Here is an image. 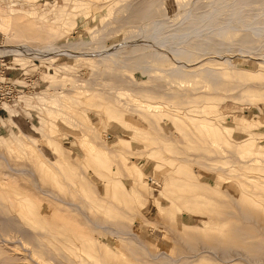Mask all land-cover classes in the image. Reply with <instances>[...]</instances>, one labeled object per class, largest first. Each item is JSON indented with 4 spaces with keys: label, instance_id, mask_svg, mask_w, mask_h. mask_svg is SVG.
<instances>
[{
    "label": "rangeland",
    "instance_id": "obj_1",
    "mask_svg": "<svg viewBox=\"0 0 264 264\" xmlns=\"http://www.w3.org/2000/svg\"><path fill=\"white\" fill-rule=\"evenodd\" d=\"M197 1L207 8L217 0H0V12L12 15L14 21L12 28L5 31L4 15L0 13L1 45L27 43L39 49L59 46L77 54L94 51L102 45L100 41L118 43L134 34L136 28L142 31V38L151 24L153 27L163 19L171 20L176 26L177 19L179 22ZM222 31L220 34L224 37L232 35L229 30ZM144 46L132 47V55L115 62L52 51L40 57L5 52L12 55L8 64L19 67L15 74L20 77L17 82L28 73L38 74L35 84L38 92L31 97L24 96L28 103L26 115H17L3 124L0 122V183L8 187L0 188V264H70L69 261L104 264L91 243L65 240L64 246L60 243V255H55V244L43 236L50 230L51 225L45 223L54 209L61 208L60 214L64 210L68 220L78 217L77 220L84 221L75 207L59 201L72 196L82 201L94 220L111 223V228L105 230L90 221L82 225L90 226L109 243L110 259L119 264H146L150 256L155 260L148 259V264H177L172 258L178 255L184 256L182 262L192 260L194 257L190 256L188 243L181 238L180 230L190 227L194 245L200 250V239L207 240L217 229L212 218L218 213V205L197 193L200 186L226 200L224 207L236 213V224L252 227L258 234L257 239L264 243V210L259 209L263 217L257 227L255 221L244 218L246 213L230 203L231 197L222 191L221 173L214 168L226 170L238 181L233 193L239 205L244 207L245 193H250L248 199L263 205L264 44L256 45L252 53L235 48L225 53L222 62L215 58L198 62L207 56H201L195 48L176 46L167 52L162 45ZM140 64L144 65L143 69L138 68ZM140 100L158 103L154 107L157 110H146ZM103 105L110 115L98 111ZM169 106L184 109L191 116L188 114L178 120L175 110ZM208 123L217 127L203 125ZM149 148L153 150L150 158L146 152ZM169 150L178 156L192 152L191 158L204 165L176 163L175 159L172 163L166 158ZM102 152L114 160L112 176L116 184L110 191L98 174L104 161ZM123 153H133L129 156L146 172V181L127 168L121 157ZM168 167L174 171H168ZM15 168L24 170L15 172ZM155 176H160L158 184L153 182ZM99 191L109 195L107 202L100 201ZM9 192L15 194L16 200L20 198L22 206L25 203L29 214L13 208L10 202L14 198ZM48 209L51 212H46ZM84 226L82 228L89 232V227ZM118 227H122V231ZM202 233L201 238L198 235ZM119 234L120 239H117L115 235ZM72 247L78 252L72 254ZM126 249L130 254L133 251L132 256ZM136 257L143 258L137 262ZM195 259L206 264H221L217 256L207 252ZM235 264L246 262L239 259Z\"/></svg>",
    "mask_w": 264,
    "mask_h": 264
},
{
    "label": "bare ground",
    "instance_id": "obj_2",
    "mask_svg": "<svg viewBox=\"0 0 264 264\" xmlns=\"http://www.w3.org/2000/svg\"><path fill=\"white\" fill-rule=\"evenodd\" d=\"M192 4V3H191ZM101 5V4H100ZM209 5V4H208ZM207 9V10H206ZM111 10V9H110ZM135 10V9H134ZM1 14L4 15V19H5V25H4V30L8 31L10 28H12L14 21H13V16L10 14H5L0 12ZM10 13V12H9ZM185 13V12H184ZM163 18V17H162ZM16 19V18H15ZM160 19V18H159ZM161 20V19H160ZM148 21V20H147ZM157 21V20H156ZM155 21V22H156ZM171 20H161V21H157L158 23H153V27L151 24L150 30L148 29L149 32H147V35H145L144 37L141 38V32L138 31V28L135 29V33L132 35H129L127 37H125V39H121L118 43L112 44L107 42L106 44H103L102 42L101 46L99 48H97L94 51H89V52H81V53H73L72 51L70 52V50L67 49H60L59 46L58 48H54V49H39L36 48L33 45H29L27 43L25 44H19V45H14V44H7V45H1L0 48H2V51L5 53H15V54H27V55H32L35 57H40L46 54H50L49 51L53 52H62L65 53L67 55L70 56H76V55H81L82 57H92L94 58V60L99 61L100 59H103L104 61H110V62H115L117 61L118 58H123V59H127V57H129L131 54V48H137L138 46H142V45H162L163 47H165L164 49L167 50H171L173 48H175L176 46H182V47H187L188 48H195L196 52L198 54H200L201 56H207L205 58H201L200 60H197L198 62H203V61H211V59H217V60H224V58H226L225 53L227 52H233V49L235 48H240L242 50H245L246 52H251L253 50V48L256 45L259 44H264V0H217L215 1L213 4L209 5L207 8L204 6H202V4H198L196 2H193V5H191V7L187 10L186 14L183 16V18L178 22L177 19V23L176 26L173 22H170ZM20 23V22H19ZM120 23V22H119ZM118 23V24H119ZM121 24V23H120ZM144 23H142L143 25ZM135 25V24H133ZM141 25V24H140ZM147 25V24H146ZM114 26V25H112ZM175 26V27H173ZM111 27V26H110ZM138 27V26H137ZM148 26H146L147 28ZM107 28V27H106ZM118 28H123V26H119ZM172 28H174L172 31L173 33H171L172 31H170ZM132 29V28H131ZM143 29V28H142ZM124 30V29H123ZM222 30H229L231 31V36L229 37H224L223 35L220 34V32ZM101 31V30H100ZM113 31V32H117ZM138 31V32H137ZM170 31V32H169ZM223 33V31H222ZM107 34V33H106ZM104 32V35H106ZM143 36V35H142ZM247 38V40L243 41V38ZM105 39V38H104ZM106 41V40H105ZM104 41V42H105ZM99 43V42H97ZM195 45H198L197 47ZM144 46V47H145ZM159 46V47H162ZM61 47V46H60ZM147 47V46H146ZM62 48V47H61ZM64 48V47H63ZM70 48V47H69ZM74 49V48H73ZM140 50V47H139ZM188 51V50H187ZM192 51V50H191ZM258 51V50H257ZM168 52V51H167ZM236 52V51H235ZM253 52V51H252ZM251 52V53H252ZM140 53V52H139ZM196 54V53H195ZM210 54H213L212 57L208 56ZM170 55V53H169ZM26 56V55H25ZM172 57V56H171ZM210 59V60H209ZM229 61V60H227ZM197 62V64H198ZM142 63V62H141ZM183 63V62H182ZM196 63V62H195ZM194 63V64H195ZM215 63V62H214ZM219 63V62H218ZM184 64L186 66H190L189 63L184 62ZM192 64V63H191ZM192 64V65H194ZM135 65V63H134ZM196 65V64H195ZM218 65V64H217ZM220 65V64H219ZM115 68V67H114ZM138 68L143 69L144 65L140 64L138 66ZM134 70V69H133ZM145 73V72H144ZM143 74V73H142ZM145 75V74H144ZM115 78V77H114ZM109 79V78H108ZM103 80V79H102ZM117 80V79H116ZM114 81V80H113ZM122 81V80H121ZM131 86V85H130ZM162 86V85H161ZM122 89V88H121ZM62 94V93H61ZM67 94V93H66ZM132 97V96H131ZM134 101H138V98H133ZM114 100V99H113ZM118 100V99H117ZM139 102L145 103L144 105L141 103L142 106H144V108L148 111H153V110H157L156 108H154L155 106L159 105L158 103H154L150 102L148 100H140ZM138 102H136L137 104ZM140 104V103H138ZM101 105V104H100ZM168 105V103H167ZM166 105V106H167ZM80 106V105H79ZM109 106V105H108ZM163 106V105H161ZM165 106V105H164ZM111 107V106H110ZM135 107V106H134ZM170 107V106H169ZM67 108V107H66ZM160 108V107H159ZM158 108V109H159ZM163 108V107H162ZM166 108V107H165ZM171 109L175 110V116L176 118L179 120L182 117H187L191 116L190 113H186V111L184 109H177V108H172ZM170 109V110H171ZM106 107L103 105L101 110H98L99 112H105ZM113 110V108H112ZM117 110V109H116ZM160 110V109H159ZM111 111V110H110ZM162 111V110H161ZM160 111V112H161ZM188 111V110H187ZM190 111V110H189ZM109 112V111H108ZM107 112V114H108ZM114 112V111H112ZM129 112V111H128ZM134 112V111H133ZM111 114V112H110ZM108 114V115H110ZM161 114V113H160ZM114 115V114H113ZM124 115V114H123ZM129 115V114H128ZM131 115V114H130ZM158 115V114H157ZM115 116V115H114ZM106 117V115L104 116ZM110 117V116H109ZM116 117V116H115ZM122 117V116H121ZM111 118V117H110ZM124 118V117H123ZM140 118V117H139ZM190 118V117H189ZM76 119V118H75ZM78 119V118H77ZM112 119V118H111ZM114 119V118H113ZM191 119V118H190ZM198 119V118H197ZM118 120V118L114 119ZM189 120V119H187ZM192 120V119H191ZM83 122V121H82ZM173 122V121H172ZM185 122V121H184ZM188 121H186L185 123H187ZM195 122V120H194ZM121 123V122H120ZM184 123V124H185ZM200 123V122H199ZM203 123V122H202ZM119 124V123H118ZM127 124V123H126ZM138 124V123H137ZM144 124V123H143ZM188 124V123H187ZM192 124V123H191ZM196 124V123H195ZM48 125V124H47ZM121 125V124H120ZM122 125L123 122H122ZM129 125V124H128ZM194 125V124H193ZM205 125V127H210V128H214L217 127L214 124H203ZM208 125V126H207ZM192 126V125H191ZM197 126H200L197 125ZM126 127V126H125ZM129 127V126H128ZM131 127V125H130ZM134 127V126H133ZM181 127V126H180ZM95 128V127H94ZM93 128V129H94ZM128 129V128H125ZM209 129V128H208ZM82 130V129H81ZM135 130V129H134ZM144 130V128H143ZM210 130V129H209ZM133 131V129H132ZM134 133V131H133ZM81 136V135H80ZM84 136V135H83ZM210 136V135H209ZM82 137V136H81ZM208 137V136H207ZM212 138V137H211ZM82 140V139H81ZM90 140V139H89ZM93 141V140H90ZM91 143V142H90ZM262 143V142H261ZM256 144V143H255ZM94 149V148H93ZM152 149V148H151ZM96 150V149H95ZM155 150V147H154ZM153 150L150 151V148L146 150L147 152V156L148 158H150L149 156L151 155L150 153ZM263 152V151H262ZM154 153V152H153ZM192 153V152H191ZM189 152H185L184 154H181L180 156L174 154L173 152L166 151V155H167V159L169 161H172V163L174 162L173 159H175V162L178 163V161L180 162H184V163H189V164H193V163H197L198 165H204V163L200 164L198 163V161H194L193 158H191V156L193 154H191ZM133 154V153H130ZM130 154H126L123 153L122 154V158H123V162L126 164L127 168L132 171L133 173H135L136 175H138L142 181H146L147 180V174L145 171H143V169L136 163L134 162V160L132 161L129 155ZM101 155H103L104 157V161L103 164H101V171L98 172L99 176L102 178L103 183L105 186H108V190L110 191V189L112 190V186L116 184V180L114 178V176H112V174L114 173L115 170V166H114V160L113 157L107 155L106 152H102ZM64 156V155H62ZM199 156V155H198ZM61 157V156H60ZM197 157V155H196ZM63 160H65L62 157ZM86 159V158H85ZM48 161V160H47ZM48 163V162H47ZM70 164V162H68ZM171 162L169 164H172ZM61 164V163H60ZM56 165V164H55ZM182 165V164H181ZM50 166V165H49ZM53 166V165H52ZM57 166V165H56ZM76 166V165H75ZM118 166V165H117ZM155 166H158L157 164H155ZM167 166V165H166ZM180 166V165H179ZM159 167V166H158ZM157 167V168H158ZM161 167V166H160ZM178 166H176L177 168ZM181 167V166H180ZM184 167V166H183ZM73 168V167H72ZM79 168V167H78ZM165 168V167H164ZM186 168V165H185ZM218 172H220L222 178H221V189L224 193H227L230 197H231V201L230 203H232L233 205H236L237 208H240V210L244 213H246L244 216V218H246L247 220H251L255 221V226L257 227L258 225H260V222L262 221V217L263 215L260 214L259 209H263L264 210V203L263 205L259 202H255L253 200L248 199V196H250V193H245V195L243 194V204L244 207H242L241 205H239L237 196L235 193H233V189L237 186V182L235 180V177L231 176V174L229 175L226 170H222L219 168L214 167ZM59 169V168H58ZM15 172H19L24 170L23 168L19 169V168H15L14 169ZM13 170V171H14ZM118 170V169H117ZM168 171H171L174 169L172 167H168L167 169ZM198 170V169H197ZM26 171V170H25ZM23 171V172H25ZM73 171V170H72ZM71 171V172H72ZM22 172V173H23ZM127 172V171H126ZM76 173V172H74ZM84 173V172H83ZM59 174H61L59 172ZM70 174V173H69ZM77 174V173H76ZM192 174V173H191ZM233 174V173H232ZM23 175V174H22ZM62 175V174H61ZM60 175V176H61ZM65 175V174H64ZM79 175V174H77ZM155 175V174H154ZM235 175V174H234ZM63 176V175H62ZM71 176V175H70ZM76 176V175H74ZM134 176V174H133ZM193 176V175H192ZM66 177V176H65ZM177 177V176H176ZM183 177V176H182ZM189 177V176H188ZM175 178V177H174ZM178 178V177H177ZM187 178V177H186ZM151 179V178H150ZM156 184L159 183V179L160 176L157 177L155 176L154 178H152ZM167 179V177H166ZM180 179V178H179ZM6 180V179H5ZM91 180V179H90ZM132 180V179H131ZM139 180V178H138ZM93 182V180H91ZM90 181V182H91ZM135 181V179H134ZM171 182V181H170ZM94 183V182H93ZM136 183V182H135ZM141 183V182H140ZM193 183V182H192ZM198 183V182H197ZM0 188H4L6 187L5 184L6 183H0ZM67 184V183H66ZM72 184V183H71ZM154 184V183H153ZM199 184V183H198ZM204 184V183H203ZM95 185V184H94ZM201 185V184H200ZM115 187V186H114ZM205 186H200L199 188H197V193L204 195L205 197H207L208 199H212V201L216 202V204L218 205V213L215 216H213L212 220L213 222H215L214 224L217 225V229L214 231V233H212V235L210 237L207 238V240L204 241V239H200V250L197 249V247L194 245V235L192 234L191 231H189L190 227H184L183 229H181L180 233H181V238L188 243V248L191 251V255L192 257L196 258V257H200L202 255V253H210L214 256H217L218 259H220L221 264H235V262L239 259H243L246 264H264V243L260 240H258V234L257 232L252 229V227L250 226H244V227H240L236 224V219H237V215L234 211L232 210H227L224 207V203L227 202L224 199H220L218 197L215 196L216 192H210L207 189H204ZM214 187V186H213ZM8 188V187H6ZM76 188V187H75ZM96 186L95 189L96 190ZM99 189V188H98ZM114 189V188H113ZM124 189V187L122 188V190ZM5 192V189L3 190ZM217 191V190H216ZM49 192V191H48ZM125 192V191H124ZM209 192V193H208ZM18 193V192H17ZM16 193V194H17ZM69 193V192H68ZM116 193V192H115ZM113 193V194H115ZM118 193V192H117ZM120 194V193H119ZM123 195V193H121ZM125 194V193H124ZM6 195V194H5ZM9 195L13 196V200L10 202L14 207L18 208L19 210L23 212H26L27 214H29L30 210L25 206H22L23 204H21V200L19 198L15 197V194L13 192H9ZM127 195V193H126ZM51 196V195H50ZM54 196V195H53ZM116 196V195H115ZM125 196V195H124ZM130 196V195H128ZM127 196V200L129 199V197ZM5 197V196H4ZM82 198V196H81ZM80 198V199H81ZM11 199V198H10ZM28 199V198H27ZM26 199V202H27ZM54 199H57V197H55ZM99 199L100 201H105L107 202L109 200V195L105 196L102 193H100L99 191ZM124 199V198H123ZM8 200V199H7ZM6 200V201H7ZM84 200V199H82ZM125 200V199H124ZM126 200V201H127ZM131 200V199H130ZM189 200V199H188ZM199 200V199H198ZM241 200V201H242ZM30 202H34L29 200ZM58 201V200H57ZM59 201H62L70 206H73V208L75 207L78 211V213H81V215L84 218V221L82 220H77V218L75 217L74 220H68L66 217H64V210H63V215L60 214L62 211L61 208H58L57 210L54 209V212H51V209L46 210L51 212V216H47V218L49 217L50 219H46V223L47 225H51L50 230L47 232H45V236L46 238L50 239L56 246V251L54 252L55 255H60V243L62 244V246H64L66 244V241H74V242H78L81 244H88L91 243L92 247H94L97 251H98V256L101 259V261L104 264H119L116 261H112L110 259V255H111V251L112 248L110 249L109 243L105 242L104 240H102L96 233L95 231L93 232L90 228V226L85 225L86 227L88 226L89 232H87L86 230L88 229H83L82 227L84 225H82L83 223H86V221H90L91 223H93V225L97 228H101L102 230L104 229H110L111 228V223L108 224L107 219H104V221L106 220L107 222H101L102 220L97 221L94 220L89 211L84 209V205L82 203L81 200L75 199L74 196L70 197L69 199H60ZM91 201V200H90ZM99 201V202H100ZM84 202V201H83ZM3 203V202H2ZM97 203V201H96ZM113 203V202H112ZM126 203V202H125ZM124 203V204H125ZM201 203V202H200ZM105 204V203H104ZM108 204H111L110 201ZM129 204V203H128ZM27 205V204H26ZM40 205V204H38ZM47 205V203H46ZM50 205V204H49ZM98 205V204H97ZM201 205V204H200ZM207 205V204H206ZM37 206V205H36ZM98 206H101V204H99ZM103 206V204H102ZM123 207L122 205H119V207ZM202 206V205H201ZM204 206V205H203ZM240 206V207H239ZM10 207V206H9ZM38 207V206H37ZM48 207V205H47ZM51 207V205H50ZM92 208H95L93 206V204H91ZM108 208V206H106ZM130 207V206H129ZM260 207V208H259ZM12 208V209H13ZM39 208V207H38ZM72 208V207H71ZM102 208V207H101ZM217 208V207H216ZM9 209V208H8ZM15 209V208H14ZM40 209V208H39ZM44 209V208H43ZM87 209V207H86ZM96 209V208H95ZM98 209V208H97ZM131 209V207H130ZM104 210V208H103ZM109 210V209H108ZM189 210V209H188ZM262 210V211H263ZM10 211V210H9ZM14 210H12L13 212ZM110 211V210H109ZM216 211V210H215ZM35 212V211H34ZM39 212V211H38ZM45 212V215H46ZM60 212V213H59ZM68 212V211H67ZM125 212V211H124ZM127 212V211H126ZM188 212V211H187ZM203 212V211H201ZM211 212V211H210ZM19 213V211H18ZM263 213V212H262ZM32 214V213H31ZM70 216V213H68ZM41 215L42 212H41ZM106 216H108L107 214H105ZM241 215V214H240ZM15 217V215H13ZM30 217V216H29ZM44 217V215H43ZM42 217V218H43ZM73 217V216H72ZM25 218V217H24ZM32 218V217H31ZM81 218V217H80ZM82 218V219H83ZM100 218V219H102ZM34 219V218H33ZM44 219V218H43ZM99 219V218H98ZM203 220V218H201ZM245 219V220H246ZM30 220V219H29ZM48 220V221H47ZM51 220H53V222H51ZM66 222H65V221ZM27 220H25L26 222ZM36 221V220H35ZM39 221V220H38ZM37 221V222H38ZM45 221V220H44ZM50 221V222H49ZM24 222V220H23ZM110 222V221H109ZM88 224V223H87ZM34 225V224H33ZM44 225V224H43ZM42 225V227H43ZM92 225V227H94ZM214 225V227L216 226ZM84 226V227H85ZM117 228L116 225H113ZM121 226V225H120ZM209 228L211 227V225H208ZM41 227V226H40ZM45 227V226H44ZM94 227V228H95ZM125 227V226H123ZM114 228V227H113ZM112 228V229H113ZM122 228V227H121ZM120 228V229H121ZM126 228V227H125ZM192 228V227H191ZM204 228V227H203ZM208 228V229H209ZM213 228V226H212ZM262 228V227H261ZM260 228V229H261ZM119 229V227H118ZM119 229V230H120ZM202 229V228H201ZM207 229V228H206ZM205 229V230H206ZM36 230L37 227H36ZM95 230V229H93ZM97 230V229H96ZM117 231V229H115ZM118 230V231H119ZM127 230V229H126ZM124 230V231H126ZM211 230V229H210ZM214 230V228H213ZM33 231V230H32ZM122 231V230H120ZM193 231V230H192ZM196 231V230H195ZM110 232V231H109ZM132 232V231H131ZM137 232V231H136ZM205 232V231H204ZM210 232V231H209ZM208 232V233H209ZM114 233V232H113ZM120 233V232H119ZM126 233V232H124ZM130 233V232H129ZM135 233V232H134ZM131 233V234H134ZM143 233V232H142ZM200 233V232H199ZM198 233V234H199ZM29 234V232H28ZM27 234V235H28ZM127 234V233H126ZM125 234V235H126ZM137 234V233H136ZM26 235V234H25ZM35 235V234H34ZM124 235V236H125ZM138 235V234H137ZM201 235L203 236V233L198 235L199 237H201ZM209 235V234H208ZM262 235V234H261ZM259 234V236H261ZM117 237V239H120L119 235H115ZM139 236V235H138ZM144 236V235H143ZM33 237V236H32ZM68 237V238H67ZM138 238V237H137ZM141 238V235H140ZM198 238V237H196ZM202 238V237H201ZM124 239V238H122ZM142 239V238H141ZM110 240V239H109ZM125 240V239H124ZM123 240V243H124ZM131 240V239H129ZM175 240V239H173ZM178 240V239H177ZM20 242V241H19ZM129 242V241H128ZM126 242V243H128ZM140 242V241H139ZM138 242V243H139ZM36 243V242H35ZM44 243V242H43ZM77 243V244H78ZM120 243V242H119ZM37 244V243H36ZM42 244V242H41ZM130 244V242L128 243ZM150 244V243H149ZM142 245V244H141ZM147 245V243H146ZM145 245V246H146ZM185 245V244H184ZM44 246V244H43ZM86 246V245H85ZM121 247V245H119ZM134 246V245H133ZM144 246V245H143ZM144 246V247H145ZM148 246V245H147ZM178 245H176L177 247ZM119 247V248H120ZM131 247V246H129ZM136 249V245L134 246ZM138 247V246H137ZM148 247H152L151 245ZM51 248V247H50ZM86 248V247H85ZM84 248V249H85ZM127 248V247H125ZM179 248H181V246H179ZM187 248V249H188ZM55 249V248H54ZM122 249H124V247H122ZM120 249V250H122ZM130 249V248H129ZM183 249V248H182ZM180 249V251L182 250ZM53 250V249H52ZM86 250V249H85ZM89 250V249H88ZM119 250V249H118ZM127 250V249H126ZM138 250V249H137ZM140 250V249H139ZM148 250V248H147ZM185 250V248H184ZM219 250H221L222 252L220 253ZM27 251V250H26ZM54 251V250H53ZM77 250H75V248L72 247L71 252L72 254L77 253ZM151 251V249H150ZM12 252V251H11ZM88 252V251H87ZM114 252V251H113ZM112 252V254H113ZM127 252L129 253L130 251L127 250ZM133 254V251H131ZM152 252V251H151ZM187 252V250H186ZM17 253V252H16ZM47 253V252H46ZM96 252H94L95 255ZM190 253V252H188ZM5 254V253H4ZM10 254V253H9ZM12 254V253H11ZM45 254V253H44ZM48 254V253H47ZM91 254V253H90ZM93 254V252H92ZM118 254V253H117ZM130 254V253H129ZM132 254H130L132 256ZM136 254V253H134ZM140 254V253H139ZM138 254V255H139ZM153 254V252H152ZM183 254H185L183 252ZM20 255V254H19ZM49 255V254H48ZM54 255V258H56V256ZM63 255V254H62ZM121 255V253H120ZM123 255V254H122ZM149 255V254H148ZM151 255V254H150ZM155 255V253H154ZM160 255V254H158ZM157 255V256H158ZM166 255V253H165ZM187 255V254H185ZM12 256V255H11ZM28 256V254H27ZM31 256V255H30ZM76 256V255H75ZM84 256V255H83ZM86 256V255H85ZM89 256V255H88ZM8 257V255H7ZM13 257V256H12ZM33 257V256H32ZM46 257V256H45ZM49 257V256H48ZM73 257V256H72ZM113 257V256H112ZM119 257V255L117 256ZM124 257V256H123ZM135 255L132 257L134 258ZM171 257V256H170ZM183 255H178L177 258H172L173 262L177 263V264H206L205 262L202 261H197L199 259H195L192 258V260L190 261H186V262H182L183 259ZM189 257V255L187 256ZM44 258V257H43ZM90 258V257H88ZM125 258V257H124ZM129 258V256H128ZM131 258V257H130ZM129 258V259H130ZM131 258V259H132ZM138 259L137 262H139L138 260L143 257H136ZM155 258V257H154ZM38 259V258H37ZM79 260V258H77ZM116 259V258H115ZM126 259V258H125ZM140 259V260H141ZM149 260H155L152 259L151 256L150 258H148ZM147 259V262H148ZM159 259V258H158ZM163 259V258H162ZM36 260V258H35ZM52 260V259H51ZM76 260V259H75ZM106 260V261H105ZM119 260V259H118ZM127 260V259H126ZM185 260V259H184ZM15 261V260H14ZM129 261V260H128ZM31 262V260H30ZM70 264H76V262L73 261H69ZM141 263H143L142 261H140ZM146 261H144L145 263ZM146 262V264H148ZM150 262V261H149ZM158 262V260H157ZM160 262V261H159ZM32 263V262H31ZM37 263V262H36ZM152 263V262H151ZM155 263V262H154ZM170 263V261H169ZM14 264V263H13ZM85 264V263H84ZM88 264V263H87ZM138 264V263H137ZM164 264V263H163ZM174 264V263H172Z\"/></svg>",
    "mask_w": 264,
    "mask_h": 264
},
{
    "label": "built area",
    "instance_id": "obj_3",
    "mask_svg": "<svg viewBox=\"0 0 264 264\" xmlns=\"http://www.w3.org/2000/svg\"><path fill=\"white\" fill-rule=\"evenodd\" d=\"M2 43L1 37L0 47ZM10 57H12L11 54L4 53L0 48V122L2 124L5 121H11L17 115H26L28 103L24 96L31 97V94L38 92L35 91L38 74L28 73L17 82L20 77L15 74L19 67L8 64ZM34 99L33 97L30 101Z\"/></svg>",
    "mask_w": 264,
    "mask_h": 264
}]
</instances>
